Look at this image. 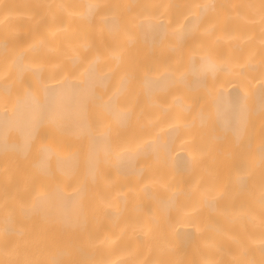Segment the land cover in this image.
<instances>
[{"label":"bare ground","instance_id":"obj_1","mask_svg":"<svg viewBox=\"0 0 264 264\" xmlns=\"http://www.w3.org/2000/svg\"><path fill=\"white\" fill-rule=\"evenodd\" d=\"M0 264H264V0H0Z\"/></svg>","mask_w":264,"mask_h":264}]
</instances>
